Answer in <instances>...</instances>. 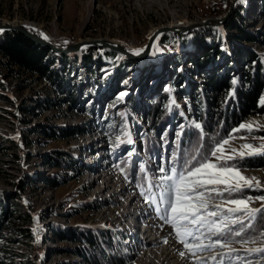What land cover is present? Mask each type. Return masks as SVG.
I'll list each match as a JSON object with an SVG mask.
<instances>
[{
	"label": "rangeland",
	"instance_id": "rangeland-1",
	"mask_svg": "<svg viewBox=\"0 0 264 264\" xmlns=\"http://www.w3.org/2000/svg\"><path fill=\"white\" fill-rule=\"evenodd\" d=\"M233 1L0 0V24L24 26L37 37L60 48L80 40L106 39L137 57L146 48L151 29L183 27L185 22L196 27L182 34L205 27L224 28L234 18L236 7L241 5L245 26L256 34L257 40L243 41L239 46L258 54L264 63L262 0H237L231 10ZM216 19L226 21L221 23ZM199 24L202 26H197ZM159 36L151 45L148 57L146 55L141 61L120 54L115 59H102L84 67L75 56L88 45L79 52L66 55L63 64L69 79L68 91L79 92L75 106L65 101L64 96L59 97L44 81L17 70L13 75L5 69L0 70V207L5 205L6 211L12 214V217L3 219L0 230V254L7 264H86L72 252L77 247L73 242L57 240L51 233L52 225L66 230L85 226L113 232L118 243L127 245L128 256L124 264H264V254L246 251L264 247V238L241 246L229 237L234 241L230 248L235 251H230L229 247H216L195 250L196 255L192 256L176 238L172 227L175 221L171 219L173 214L169 212L170 223H165L157 213L158 206L163 208L166 205L145 201L142 193L147 194L149 189L159 200L160 191L155 186L160 183L162 175L159 169L177 167L174 144L183 128L197 124V118L192 114H199L200 105L193 90L203 84V74L197 71L191 78L189 100L187 92L177 86L176 76L182 71L183 64L185 67L191 65V62L187 63L199 57L201 52H194L191 47L173 50L165 44L155 49ZM50 59L55 61L54 69L62 65L59 56L53 52ZM122 59L129 60L132 66L118 67ZM227 63L236 73H243L248 67L244 57L237 54H233ZM174 89L178 94L172 102L184 119L181 123L172 120L169 126L161 129L156 137L159 148L153 156H146L143 141L149 134L147 113L163 94H170ZM135 96L137 110L129 114ZM165 102L160 101L162 109H165ZM263 102L264 91L259 99L260 104ZM19 106L30 107L31 114L21 113ZM45 125L80 127L84 133L69 138H45L39 128ZM241 125H251V130L241 128ZM168 133L170 137L166 138ZM262 138L264 114L248 117L224 139L229 141L228 144H223L224 140L219 143L223 145V157L232 156L233 159L221 158L220 152L212 156L216 144L207 161L216 168H236L233 161L248 157H241L240 153L249 151L242 146L250 144L253 149H260L264 145ZM55 151L72 155L82 164L90 162L91 167L75 170L50 167L44 156ZM141 166L147 172H142L144 182L138 184L131 178V171L140 176ZM238 169L240 175L249 179L255 177L260 183L257 187L253 181L252 187L240 189H247L250 195L240 197V190L229 195L224 184L208 185L189 193L195 198L202 192L207 210L218 211L219 216L209 220L239 217L244 222L252 221L253 218L250 219L245 212L229 213L227 210L235 206L224 203L228 199H243L249 209L264 207V201L257 199L264 196V167ZM54 183L58 186L53 187ZM171 198L175 202L174 191ZM192 202L201 201L194 199ZM215 205L220 208L216 209ZM2 212L0 208V214ZM18 215L22 216L21 220L17 219ZM118 220L125 222L123 227L127 230L116 232L118 223L115 222ZM29 227L35 232L33 240L17 232V228ZM145 228H148L146 234ZM133 231L138 233L130 238ZM192 231L203 233L200 242L204 244L217 238L208 232L207 226L200 228L199 233L195 228ZM187 239L190 243H199L190 237ZM152 243L156 244L152 246ZM114 247L115 250L118 248L117 243ZM181 251L186 253L184 258L179 255Z\"/></svg>",
	"mask_w": 264,
	"mask_h": 264
},
{
	"label": "trees",
	"instance_id": "trees-1",
	"mask_svg": "<svg viewBox=\"0 0 264 264\" xmlns=\"http://www.w3.org/2000/svg\"><path fill=\"white\" fill-rule=\"evenodd\" d=\"M261 2L264 16V0ZM243 13L244 7L239 5L235 9L234 18L224 28L205 27L186 34L164 33L157 40L155 49L165 44L173 50L178 48L186 50L187 47H191L194 52H201L199 57L192 58L187 63L190 64L191 62V65L185 67L183 64L182 71L176 76L177 86L182 88V92H187L188 99L191 100L192 93L190 94V91L193 84L191 78L197 71L203 74V84L193 90V94L200 105V112L197 115L192 114L197 118V123L201 127L197 129L191 125L183 128L177 143L174 144V150L177 151V157L174 159L178 169L182 167L184 161L194 155L198 160L208 159L213 147L226 139L233 128L239 126L248 117L264 114V102L259 103L260 96L264 91V63L258 54L249 48L239 46L240 42L251 43L257 40L256 34L245 26L246 21ZM51 54L50 50L35 44L19 32H0V70H7L9 75H13L17 70L24 75L44 81L59 97L64 96L65 101L75 106L79 99V92L70 93L68 91L69 79L65 75L67 71L63 64L67 56L58 55L62 65L54 69L55 61L50 59ZM233 54L242 56L247 61L248 67L243 73H236L233 66L227 63ZM119 55L120 53L110 49L88 46L75 56V60L84 67H88L93 63L101 62L102 59H115ZM179 61L181 60L179 59ZM123 66L129 68L132 65L129 60L122 59L118 67ZM176 93L178 94L176 89L170 94L165 93L154 105L150 106L147 113L149 134L145 136L143 141L146 156H153L159 148L156 137L161 129H164L168 124L170 125L172 120L181 123L184 119V116L172 102V98L177 95ZM161 100L166 101L165 109L161 108ZM19 107L21 113L31 114L30 107ZM129 108V114L133 111L136 112L137 96L133 97ZM39 128L40 133L45 138L50 139L60 136L63 138L76 137L84 133V129L80 127L60 128L45 125ZM169 137L170 134L168 133L166 138ZM44 159L50 167L63 166L70 170L85 167L84 164L76 161L74 156H67L58 151L45 155ZM232 164L236 168H263L264 154L243 157L238 161H233ZM144 172L147 171L144 170ZM131 173V178L138 184L144 182L142 181V172H139L140 176H137L138 173L135 171H131ZM52 186L57 187L58 184L54 183ZM238 194L240 197H245L250 195V192L247 189H242ZM0 208L3 211L0 214L1 230L3 219L6 216L7 218L12 217V214L6 211L5 205L2 204ZM21 218L22 216H17L18 220ZM233 227L240 229L241 226L238 223ZM244 227L245 232L242 235L246 238L254 239L260 236V233L264 232V207L257 212L252 221H246ZM17 232L23 237L35 239L33 227L17 228ZM51 233L59 241L73 242L77 247L72 252L86 264H124L128 256L127 245L118 243L114 233L104 229L75 226L66 230L58 225H52ZM262 238L264 237L260 239ZM231 239L238 242L240 240L238 237H231ZM116 243L118 248L115 250L114 245ZM0 264H7L1 254Z\"/></svg>",
	"mask_w": 264,
	"mask_h": 264
},
{
	"label": "snow or ice",
	"instance_id": "snow-or-ice-1",
	"mask_svg": "<svg viewBox=\"0 0 264 264\" xmlns=\"http://www.w3.org/2000/svg\"><path fill=\"white\" fill-rule=\"evenodd\" d=\"M194 126L197 129L201 127L198 123ZM240 127H248L249 130H251V125H241ZM228 143V140L223 141V144ZM242 148L248 149L249 151L247 153H240L241 157L244 155L251 156L258 152L264 154V151H262L264 150V145H261L260 149H253L252 145L244 144ZM223 151V145L217 144L211 154L212 156H216L217 152H220L221 158L227 160L233 159L232 156L223 157ZM232 151L235 152V149ZM140 171L144 172L142 166ZM159 171L162 174L159 177L160 183L155 185L160 191L159 200L157 201V197L151 193V189L148 190L147 194H142L144 195L146 202L166 205V207L163 208L158 206L156 208L157 213L165 223H170L169 212L173 214L171 219L175 221V223L172 224V227L173 231L176 233V238L178 242L183 245L184 249H186L192 256L196 255L195 250H207L216 247H229L230 251H235V249L230 248V245L234 241L229 239V237L240 238L239 243L241 246L255 243L261 237H264V232H261L260 236L254 239H249L242 235V233L245 232V222L239 217L236 219L225 217L217 220H209L210 217H218V211L207 210L208 205L204 202V194L202 192L198 193L195 198L189 194L195 192L196 189L204 188L208 185L224 184L225 190L231 195L232 192L238 191L244 186L252 187L253 181H255L257 187H260V183L259 181H256L255 177H252L251 179L244 177L243 175H240V170L234 167L216 168L215 165L209 163L207 159L198 160L195 155L187 161H184L182 167L179 169L172 166L168 169L162 167ZM173 191L175 192V202L171 198ZM217 195H220V193H217ZM194 199L201 202L193 203L192 201ZM257 199L264 201V196L258 197ZM224 203L235 206L234 208H229L227 210L229 213L245 212L250 219L254 218L255 213L260 211V209H249L247 202L243 199H228L225 200ZM215 207L216 209H219L220 205H215ZM237 223L240 224V229L230 227V225H235ZM188 225H191L192 227L189 228ZM205 226H207L208 232L211 233L212 236L217 237L210 244L200 242L203 233L196 234L192 231V228H195L196 232L199 233L200 228ZM189 237L199 243H190L187 239ZM165 243H167V241H165ZM246 251L250 253L264 254V247L246 249ZM179 255L184 258L186 253L185 251H181Z\"/></svg>",
	"mask_w": 264,
	"mask_h": 264
},
{
	"label": "water",
	"instance_id": "water-1",
	"mask_svg": "<svg viewBox=\"0 0 264 264\" xmlns=\"http://www.w3.org/2000/svg\"><path fill=\"white\" fill-rule=\"evenodd\" d=\"M237 2V0L233 1V5L231 6V10L232 7L234 6V4ZM227 19V18H226ZM226 19H216V21H220L221 23H224L226 21ZM204 24V23H202ZM197 26H202L201 24L197 25ZM196 25L194 26H186V27H170V26H165V27H160L158 28L151 36L150 39L146 45V48L144 49V53L142 56L140 57H134L132 56L124 47L117 45L113 42H110L106 39H98V40H86V41H81V42H77L74 43L72 45H69L65 48H60L56 45H53L39 37H37L36 35H34L33 33H31L29 30H27L24 26H20L18 24H14V23H1L0 24V31H16L21 33L22 35L26 36L28 39H30L31 41H33L35 44L50 50L51 52L57 54V55H68V54H72V53H76L81 51V49L84 46H101L103 48L106 49H110V50H114L118 53H120L121 55L125 56L126 58L129 59H142L144 58L147 53L150 51L151 49V45L153 44L154 40L156 39V37H158L159 35H162L164 33H172V34H182L184 32H188L191 29L195 28Z\"/></svg>",
	"mask_w": 264,
	"mask_h": 264
},
{
	"label": "bare ground",
	"instance_id": "bare-ground-1",
	"mask_svg": "<svg viewBox=\"0 0 264 264\" xmlns=\"http://www.w3.org/2000/svg\"><path fill=\"white\" fill-rule=\"evenodd\" d=\"M189 22H185V23H183V27H186L187 25L189 26ZM172 25H175V24H172ZM170 27H179V26H170ZM157 29H155L154 30V28L153 29H151L150 30V34H149V36H151L155 31H156ZM108 41H110V40H108ZM80 42H81V40H80ZM110 42H113V41H110ZM113 43H115V42H113ZM115 44H117V43H115ZM118 45V44H117ZM151 51V50H150ZM150 51L147 53V56H146V58L148 57V55L150 54ZM143 53H144V50H143V52L140 54V55H138L137 57H140V56H142L143 55ZM138 60H144V58L143 59H139L138 58ZM143 213H144V209H143ZM146 230H148V228H145ZM145 234H146V231L144 232ZM151 242V241H150ZM156 243H152L151 245L152 246H154Z\"/></svg>",
	"mask_w": 264,
	"mask_h": 264
}]
</instances>
